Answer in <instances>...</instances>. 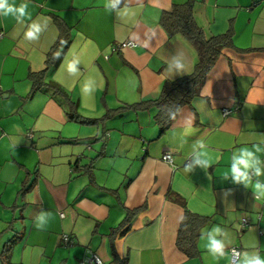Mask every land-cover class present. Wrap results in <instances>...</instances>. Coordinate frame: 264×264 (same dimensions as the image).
<instances>
[{
    "label": "crops",
    "instance_id": "crops-1",
    "mask_svg": "<svg viewBox=\"0 0 264 264\" xmlns=\"http://www.w3.org/2000/svg\"><path fill=\"white\" fill-rule=\"evenodd\" d=\"M189 2L208 40L232 42L200 95L163 135L156 108L105 119L158 100L168 81L194 72L196 50L161 25L166 12ZM27 3L30 15L18 23L0 17V264H78L90 253L104 264H232L233 248L241 251L237 264L245 253L264 258V197L224 178L235 150L257 143L264 149V0H122L115 8L114 0ZM125 6L129 14L118 15ZM33 22L42 30L28 41ZM66 34L69 44L47 82L71 104L46 87L31 95L30 75L45 70ZM124 42L136 47L113 52ZM176 56L186 65L183 75L169 69ZM73 57L80 61L77 75L61 68ZM87 78L97 86L82 96ZM225 109L232 114L224 117ZM197 141L211 166L186 171ZM166 153L173 165L162 160ZM257 156L264 161V152ZM186 209L208 220L192 257L178 246ZM42 212L48 216L38 229ZM216 226L226 233L218 237L225 243L218 259L201 240L202 230L207 238ZM65 234L73 246L63 243Z\"/></svg>",
    "mask_w": 264,
    "mask_h": 264
},
{
    "label": "trees",
    "instance_id": "trees-1",
    "mask_svg": "<svg viewBox=\"0 0 264 264\" xmlns=\"http://www.w3.org/2000/svg\"><path fill=\"white\" fill-rule=\"evenodd\" d=\"M161 25L170 37L181 36L196 50L198 60L194 72L178 80L168 81L158 100L110 111L105 119L118 116L126 110L141 111L156 108L157 115L155 120L161 129V135H163L173 126L182 109L190 106L192 101L200 95L209 73L221 57L223 50L230 47L232 42L228 36L213 37L208 40L194 20L193 3L191 2L177 5L171 12H166L162 17ZM68 39L69 35L66 34L64 40L58 43L54 50L49 53L45 70L30 75L29 79L33 86L31 95L35 94V92L39 91L41 88L46 87L54 91L57 95L64 97L65 100L71 104V100L67 97V94H65L62 88L52 81L47 82L49 74L57 68L67 49L69 44ZM57 54H59L58 57ZM72 119L79 121L77 118L72 117ZM84 123L87 124L91 122L85 121ZM135 212L136 211L128 212L127 223ZM207 222L208 220L186 209L185 217L179 229L178 246L189 257L198 254L197 240L200 236L202 227H204ZM10 249L11 245L9 244L4 250L3 258L5 261L8 260Z\"/></svg>",
    "mask_w": 264,
    "mask_h": 264
},
{
    "label": "clouds",
    "instance_id": "clouds-1",
    "mask_svg": "<svg viewBox=\"0 0 264 264\" xmlns=\"http://www.w3.org/2000/svg\"><path fill=\"white\" fill-rule=\"evenodd\" d=\"M122 0H114L112 5L113 8L117 7ZM129 9L125 6L118 15H128ZM28 13V3L27 0H22V2L17 6L15 0H0V17L13 18L17 23L29 17ZM41 26L33 22L28 25L27 30L24 33V38L28 41H33L38 39L39 33L41 32ZM59 54H57L58 57ZM80 61L78 58L73 57V59L68 60L65 58V61L62 63L61 68L66 70L70 75H77L79 72ZM169 69L174 74L183 75L186 71V65L180 56L172 58V61L169 63ZM96 81L91 78H87L83 82L81 89L82 96L87 94L91 96L96 89ZM264 152V149H261L260 144H254L252 148L247 146L241 147L235 150L231 157V166H230V175L225 174V180L231 178L235 184H243L246 188L249 186L253 189L254 197L259 200L264 197V181L260 177L264 176V161H261L257 153ZM211 166V160L209 154L205 149V144L203 141H197L192 146V152L190 154V162L186 165V171H193L196 167H200L205 171ZM255 178V179H254ZM45 216H48L47 213H40L37 217L38 221L35 226L38 229H43L46 222ZM206 231L202 230L201 240L207 241L205 247L207 248L209 254L214 258L218 259L224 255L225 243L223 239L218 237L225 236L226 233L219 226L213 227L212 232L207 235V238L203 235ZM243 264H264V258H261L258 253L256 254H244Z\"/></svg>",
    "mask_w": 264,
    "mask_h": 264
},
{
    "label": "built area",
    "instance_id": "built-area-1",
    "mask_svg": "<svg viewBox=\"0 0 264 264\" xmlns=\"http://www.w3.org/2000/svg\"><path fill=\"white\" fill-rule=\"evenodd\" d=\"M135 47H136V44L134 42H124V43L115 45L113 47V52H121L125 49H133ZM0 91H1V87H0ZM231 114H232L231 110H228V109L223 110L224 117L229 116ZM162 160L167 164H171V165L174 164V159L171 153L164 154L162 157ZM248 225H249V222L246 219H244L242 221V227L245 228ZM62 241L67 246H73L75 244V240H73V238L70 235H66V234L62 236ZM230 254H231L232 264H237L241 257V251L238 248H233L230 250ZM78 264H104V262L101 260V258L98 255L94 253H90L85 258H83Z\"/></svg>",
    "mask_w": 264,
    "mask_h": 264
},
{
    "label": "rangeland",
    "instance_id": "rangeland-1",
    "mask_svg": "<svg viewBox=\"0 0 264 264\" xmlns=\"http://www.w3.org/2000/svg\"><path fill=\"white\" fill-rule=\"evenodd\" d=\"M4 247V248H3ZM7 247V244L5 245V246H2V248L1 249H5ZM3 251V250H2ZM1 252V251H0Z\"/></svg>",
    "mask_w": 264,
    "mask_h": 264
}]
</instances>
